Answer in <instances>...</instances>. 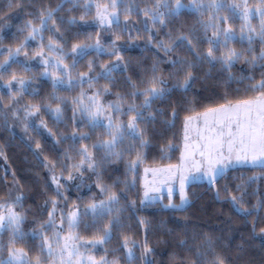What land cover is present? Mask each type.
Returning a JSON list of instances; mask_svg holds the SVG:
<instances>
[{"label": "snow or ice", "instance_id": "obj_1", "mask_svg": "<svg viewBox=\"0 0 264 264\" xmlns=\"http://www.w3.org/2000/svg\"><path fill=\"white\" fill-rule=\"evenodd\" d=\"M128 0H109L103 5H96L94 21L100 27L129 32L141 31L136 27L139 23L143 30L150 33L149 43L155 39L159 31L168 29L165 35L168 43L159 40L156 43L158 50L163 51L166 57H172L173 53L183 51L184 55H176L166 62L173 71L167 76L157 75L158 63L151 68V77L140 83L146 85L141 90L130 77H125V82L132 91L126 94L115 93L116 100L112 102H102L101 97L112 95V87H116L118 81L113 73H123L127 71V64L124 58L119 55V48L116 41H112L107 48L102 45L100 39L94 43H89L91 37H86L84 42L71 43L69 51H65V45L69 43L66 35L67 28L63 17L58 16V11L63 9L64 4H71L69 12L75 11L81 0H60L55 8H44L38 13H29L32 17L28 19L19 29L21 33H27L15 48L0 49V55L7 53L6 59L0 62V89L8 90L9 102L3 103V96L0 95V114L7 108L13 117L19 119L22 111L25 121V132L29 125L26 123L29 117L35 116L43 109L51 114L55 122L63 118V106H67L69 101L65 97L55 94L58 89L71 91L76 87H81L87 83L89 88H93L100 79L108 81L100 89L88 95L81 91L80 95L72 98L73 123L76 125L69 135L61 134L55 142L57 144L71 141L70 151L74 155H69L65 151L63 160L53 161L48 158L40 160L41 165L50 173V184L52 196L45 200V211L47 219L34 220L36 227L30 233L24 231L23 225L27 220L26 213H21L9 206L7 201L0 202V264H57V252L59 253V264H85L81 257L79 248L75 241L81 238L72 233L71 230L83 226L85 230L89 227L96 228L100 235H94L92 239L83 241L80 246L90 245L95 248L97 245H104L112 239L113 232L119 231L125 225L122 215L126 210L135 212L137 201H129L127 193L136 192L139 199V207H148L158 200L161 188L166 187L168 203L163 205L166 209L176 211L186 210L190 203L187 192L188 186L206 182L209 186L215 187L220 179H223L234 166L248 165L252 168L260 167L264 170V71L259 83H250L246 91L259 92V95L252 99H241L235 103L229 101L216 107H209L202 113L185 116L183 124V150L180 155V163L169 164L163 168H145L144 176L139 174V165L143 163L144 149L151 146L153 138L157 135L154 125L160 122L161 117L170 116L164 119L166 128L175 126V121L179 118L180 104L171 107L170 113H165L164 109L154 105L166 103L174 91L181 92L185 97L191 91L193 84L198 79L197 73L201 68L207 66L210 75L216 71L223 77L226 84L232 82L243 83L245 79L254 80V77L241 75L237 78L233 74V69L238 63L255 69L260 67L264 70V48L257 54L253 45L259 41L264 45V0H256V3L249 6V0H140L145 4H150L140 8L137 0H132L135 7L127 6ZM16 4L22 7L21 0H10L9 7ZM120 7L124 14V23L121 25L120 15L117 9ZM92 11L90 0L84 2L83 15L80 21L87 23L85 17ZM142 14L143 19L129 23L131 15ZM225 13V14H221ZM191 14L195 17V22L188 26L175 27L176 22L182 15ZM207 14L205 21L202 17ZM259 18V27H254L251 21ZM0 15V24H4L7 19ZM240 19V28L235 29L232 24L235 19ZM77 19L72 17L67 20L68 25H74ZM151 23L152 28H149ZM155 30V31H154ZM51 33L48 43L44 44L43 33ZM173 32L177 33L173 35ZM119 40L120 36L117 35ZM129 39H132L129 34ZM39 40V50L29 53L27 50L29 41ZM239 44L240 48L233 45ZM245 44L247 45L245 47ZM206 45V47H204ZM47 49V52L45 51ZM96 56L101 54L114 56L115 60L107 64L100 65V72L91 75L95 71L96 60L88 61L87 72L75 73L79 61L86 59L92 52ZM23 55L27 59H18ZM65 57H70L71 64L65 63ZM45 68L41 76L51 81L53 94L49 103L20 105V99L24 94L38 95V90L33 87L35 76L25 75L31 72L28 66V59H37ZM13 64L19 65L25 74H18L12 71ZM8 79L5 80V76ZM171 81V86L170 85ZM142 98V99H141ZM137 100L140 102L137 103ZM55 103V107L52 104ZM185 104L192 101L185 99ZM127 104V107H123ZM187 110V109H185ZM126 117L127 119H124ZM202 123V127L194 125L193 122ZM84 125L89 128L88 132L80 130ZM41 126L47 129L50 136L55 133L48 128L42 120ZM2 127L7 128V117L4 116ZM99 130L100 135L91 144H83L76 147L82 141L92 140L93 135ZM195 133L193 137L191 134ZM163 136V131L159 133ZM104 137H107L106 139ZM127 142V143H126ZM31 147V145H29ZM36 150L41 149V145L36 143ZM171 142L161 148L162 153L174 148ZM135 153V159L129 160L126 166V179L115 181L112 186L102 182L101 169L105 164L112 161H123L125 155ZM40 159L39 151L33 153ZM2 155V153H0ZM78 157L77 163L69 165L68 161ZM60 168L59 174L56 169ZM151 173V179H149ZM66 174V175H65ZM95 176V185L98 195L92 197V201L86 205L74 204L67 209V191L71 181H79L73 185L77 189L85 184V177L91 179ZM257 177H249L244 183L255 182ZM178 181V188L173 185ZM120 183L124 187L119 191L114 190ZM47 187V185H46ZM91 189V185H88ZM244 184L236 186L239 195L229 194L226 199L232 205L233 210L242 215L245 220L248 216L257 213L252 224L253 235L256 234V225L259 223L258 212L264 208V200L258 201L252 208L245 207ZM224 191L229 192L228 186H224ZM179 196V203L173 202V196ZM11 196V193H10ZM219 199V190H217ZM23 196L17 195L12 200L13 204L20 205ZM121 200L125 201L122 205ZM64 202V207L61 203ZM50 205V210L48 206ZM107 220L106 224L103 221ZM137 223L144 228L145 239L143 241L133 240L129 236H124L120 245L121 249H126L125 259L131 264L134 259L143 261V264H152L150 255L154 249L149 247L147 232L150 230V222L145 219H138ZM65 224L70 230L68 235H62ZM103 224L102 227H97ZM264 235V227L259 229ZM4 234H8L5 243L2 239ZM185 238L179 240V246L186 249L194 257L191 264H225V258L218 255L216 247L219 238L214 240L208 235L192 233L190 238L187 232ZM32 239L33 247H18V244L26 245L28 239ZM39 240L38 244L35 241ZM63 241V243H61ZM191 241V243H190ZM72 242V243H70ZM142 248L140 257H136L133 249ZM37 252L35 257L30 256L31 252ZM211 255V259L206 257ZM87 264H118V261H109L106 257H101L99 261L93 257H87Z\"/></svg>", "mask_w": 264, "mask_h": 264}, {"label": "trees", "instance_id": "obj_2", "mask_svg": "<svg viewBox=\"0 0 264 264\" xmlns=\"http://www.w3.org/2000/svg\"><path fill=\"white\" fill-rule=\"evenodd\" d=\"M84 2L81 0L80 5L75 11L69 12L68 9L72 7L71 4H64L63 9L58 11V16L63 17L65 24L62 27L68 29L66 35L70 38L69 43L65 45V51H69L71 43L84 42L86 37H91V40H87L89 43H94L98 38L105 48L111 44L112 41H116V45L119 48V55L124 58V62L127 64V71L123 73H113L114 78L118 81L116 87L111 88L112 95H106L101 97L102 102H112L116 100L115 93L126 94L132 91L129 85L125 82V77H130L131 80L137 84V87L141 90L144 86L140 82L149 79L152 75L151 68L153 64L158 63L157 75L167 76V74L173 71L172 67L166 62L168 59L175 57L176 55L183 56V51H178L172 54V57H166L163 51L158 50L156 43L159 40H164L168 43V37L165 35L173 27L169 25L168 29L159 31L152 43H149L150 33L143 30V26L139 23L136 24L137 28L141 31L137 33L135 30L129 32H123L112 29L105 30L100 27L97 22L94 21L96 12V5H103L108 3L109 0H90L92 3L91 13L85 17L87 23L80 21L79 17L84 12ZM241 2V0H237ZM22 7H17L16 4H12L9 7L10 0H0V15L10 17L4 24H0V49L15 48L24 40V36L27 33L19 32V29L23 24L32 17L29 13H38L44 8H55L60 0H21ZM140 8L150 6L137 0ZM256 3V0H249V6L251 7ZM127 6L135 7L136 4L132 0H128ZM121 12L120 21L121 25L124 23V14L122 9H117ZM222 15L225 13H221ZM75 17L77 23L74 25H68L67 20ZM205 21L208 19L207 14L202 17ZM143 19L142 14L137 16L133 13L129 19V23ZM195 22V17L191 14L182 15L176 22L175 27L185 26V30L188 26ZM254 27H259V18H255L251 21ZM242 24L240 19H235L232 26L235 29H239ZM149 28H152L149 23ZM155 31V30H154ZM129 34L132 39H129ZM177 33L173 32V35ZM51 33L45 32L44 44L48 43V39ZM119 35L120 39L117 40L116 36ZM40 41H29L27 50L31 53L39 50ZM240 48L239 44L233 45ZM247 45L245 44V47ZM206 47V45L204 46ZM256 53L264 48L259 41L253 45ZM47 52V49H45ZM7 53L0 55V62L6 59ZM19 60L25 61L27 58L21 55ZM96 60L95 71L91 75H95L100 72V65L110 63L115 60V57H109L108 55L101 54L96 56L93 51L86 59L79 61L75 73L87 72V64L89 60ZM28 66L31 69L30 73H23V70L19 65L13 64L12 71L18 74L32 75L36 79L33 81V87L38 90V95L24 94L20 99V105L22 107L25 104H38L41 102L49 103L50 96L53 94V88L51 81L41 76L45 68L38 62L37 59H28ZM65 63L71 64L70 57H65ZM262 70L259 66L252 69L243 63H238L234 69L233 74L239 78L241 75L254 77V80L245 79L243 83L232 82L230 85L226 84L223 77H221L216 71L211 72L210 75H205L208 72L207 66H204L197 73L198 79L192 86L191 91L187 93L185 97L181 92L174 91L170 97V100L166 103H159L154 105L164 109L165 113H170L171 107L180 104L179 118L175 121V126L172 128H166L162 123L164 119H170V116L160 118V122L153 127L157 135L153 138L151 146L146 152V159L150 163L158 162L161 159L159 153V146H162L163 142L174 141L175 136H178L180 140H183L182 130V118L190 114L191 112L204 109L209 106H214L229 101L248 98L255 91H246V88L250 83H259L262 79ZM8 76H5V80ZM108 81L100 79L96 82L93 88H89L85 83L82 88L76 87L71 91L58 89L55 94L60 97L68 99L69 103L65 107L62 105L63 118L59 122H55L51 114L46 113L41 109L40 113L35 116L29 117L27 124L29 125L28 131L25 132L24 114L21 111L19 113V119L13 117L12 113L7 108L4 109V113L0 114V202L7 201L9 206H13L14 210L26 213L27 220L23 225L24 231L30 233L32 228L36 227L33 223L34 220L47 219L45 209V200L52 196V189L55 187L50 184V173L45 169L40 160L48 158L53 161L63 160L65 151L69 152V155H74L70 151L71 141H66L57 144L55 141L59 139L61 134L69 135L76 125L73 123V105L71 100L74 97L80 95L83 90L88 95H92L94 91L100 89L104 85H107ZM171 86V81L170 85ZM0 95L3 96V103L5 105L9 102L8 90L0 89ZM142 99V98H141ZM192 101L191 104H185L184 101ZM140 101L137 100V103ZM55 103L52 104L54 108ZM123 107H127L124 104ZM187 109V110H185ZM7 117L8 127H2L4 123V116ZM124 119H127L124 117ZM44 121L48 128L55 133V136H50L47 129L41 126V121ZM80 130L88 132L87 126L81 125ZM163 131L161 137L159 133ZM99 130L93 135L92 140L82 141L76 145L80 147L83 144L91 145L97 136ZM36 143L41 145L40 150H36ZM127 143V142H126ZM31 145V147H29ZM35 151H39L40 159L33 154ZM59 154V155H56ZM78 157L70 160V164L77 163ZM135 159V153L131 155L126 154L123 161H112L107 163L101 169L102 182L106 185L112 186L117 180L121 178V182L126 177V166L129 160ZM59 170V171H58ZM56 173L60 172V168L56 169ZM66 175V174H65ZM257 177L255 182L250 184L244 183L249 177ZM123 178V179H122ZM96 178L92 176L91 179L85 177V184H90L89 187L79 188L73 186V182H68L69 187L65 192L67 197L66 204L69 210L74 204L86 205L90 203V199L98 194V189L95 185ZM111 184V185H110ZM123 185V183H120ZM244 184L242 191L244 194L245 207L252 208L257 205L258 201L264 200V170L260 167L252 168H232L228 170L225 177L220 179L215 187L209 186L205 182L194 183L187 188L190 203L186 207V210L176 211L173 209H166L163 206H151V207H139V199L136 192L127 193L131 200L137 201V209L135 212L126 210L128 215H122L124 227L119 231H114L112 239L104 245L95 247V252L103 257H106L109 261H118V264H129L125 259L126 249H121L120 245L124 236H129L133 240L138 242L145 239V232L143 226L137 223L138 219H145L150 222V230L147 232V240L149 247L154 249V252L150 255L152 264H191L194 258L191 253L186 249L179 246V240L184 239V233L189 234V238L192 233H198L201 235H208L214 240L219 238V243L216 247L218 255L225 258V264H264V235L260 234L259 229L264 227V208H261L258 212L259 223L256 225V234L253 235L252 224L256 219L257 213H253L245 218L242 215L237 214L230 203H228L226 197L229 194L239 195L236 192V186ZM47 185V187H46ZM227 185L229 192L224 191V186ZM124 186V185H123ZM122 187V186H121ZM121 187L118 185L114 190L119 191ZM217 190H219V199H217ZM11 193V196H10ZM17 195H22L23 200L20 205L12 203V200ZM64 202L61 203V207H64ZM4 209H0L2 212ZM50 210V205L48 206ZM103 225H101L102 227ZM100 235L96 228L89 227L88 230L82 229V236L93 237L94 235ZM2 239L6 243L8 240V234H4ZM39 240L35 241L38 244ZM191 243V241H190ZM33 240L28 239L26 245L18 244V247H33ZM136 257H140L142 254V248L133 249ZM94 252V249H93ZM37 252L33 251L30 256L35 257ZM212 257L208 255L207 260ZM131 264H143L142 260L134 259Z\"/></svg>", "mask_w": 264, "mask_h": 264}, {"label": "rangeland", "instance_id": "obj_3", "mask_svg": "<svg viewBox=\"0 0 264 264\" xmlns=\"http://www.w3.org/2000/svg\"><path fill=\"white\" fill-rule=\"evenodd\" d=\"M258 95H259V92H256L254 94H251L248 98H243V99H252V98H254V97L258 96ZM238 100H241V99L233 100L231 102L235 103ZM222 104H224V103H222ZM218 105H220V104H218ZM218 105H214V106L212 105V106H209V107H216ZM209 107H206L204 109L191 112L190 114H187L185 116L195 115L196 113H202V112H204ZM185 116L182 118V130H183V124H184V118H185ZM193 124L194 125H199V126L202 127V123H200L198 121H194ZM97 134L100 135V132H98ZM183 134H184V132H183ZM191 135L194 137L195 136V133H192ZM104 138L106 139L107 137H104ZM169 142H171L173 145H175V147L172 148L171 150H168L166 154L165 153H162L161 152V148L164 147V145H166ZM169 142H167V141L166 142H163L164 144L162 146H159L158 147V149H159L158 151H159L160 156H161V159L158 162L150 163L149 161H147V159L145 157V155H146L145 150L147 151L148 148L143 150L144 151L143 163H141L139 165V174H140L141 177L144 176V169L145 168H149V169H152V168H163V167H166L169 164H178V163H180V155H181V151L183 150V140H180L178 136H175L174 141H171L170 140ZM56 155H59V154H56ZM62 157H64V156L62 155ZM68 163H69V165H71L70 162H68ZM234 167L235 168H245V167H250V166L244 165V166H234ZM120 179L121 178H116L115 180L121 181ZM149 179H151V173H149ZM72 182H73V185L79 183V181H72ZM88 185H90V184H86V185L82 186L81 188H85V187L87 188ZM119 186L120 187L122 186L121 189L124 187L122 184H119ZM173 187L174 188H178V181L176 183H174ZM156 195L160 196L161 199L158 200L156 203L150 205L149 207H151V206H157V205L163 206V205H165V204L168 203L166 187H163L162 186L161 192L160 193H157ZM129 197H131V196H129ZM129 197H128V199H129V201H131V199ZM91 201H92V197L90 199V202ZM173 202L174 203H179L180 202L178 195H174L173 196ZM124 203H125V201L121 200V204L123 205ZM63 205H64V203H63ZM11 207H13V206H11ZM67 209L69 210V207L68 206H67ZM4 211H5V209L2 212H4ZM123 214L124 215H128V213L126 211ZM128 217H129V215H128ZM106 223H107V220L103 221V224H106ZM103 224H101V225H103ZM101 225H98L97 227H101ZM82 229H85V228L83 226H80V227H78L76 229L71 230L74 235L79 236L81 238L80 241H75L77 247L79 248V252L81 254V257L84 258L85 264H87L86 258L89 257V256L90 257H93L95 260L99 261L100 258L103 257L101 255V252H99V254H98L97 252H95V248H92L90 245H88V246H80L83 243V241H86V240H89V239H92L93 238V237H90L89 238V237L82 236ZM69 231L70 230L67 228V225L65 224L64 232L62 233V235H68L69 234ZM61 243H63V241H61ZM70 243H72V242H70ZM98 246L99 245H97L96 248H98ZM93 249H94V252H93ZM49 264H50V262H49ZM57 264H59V253L58 252H57ZM73 264H75V261H73Z\"/></svg>", "mask_w": 264, "mask_h": 264}]
</instances>
